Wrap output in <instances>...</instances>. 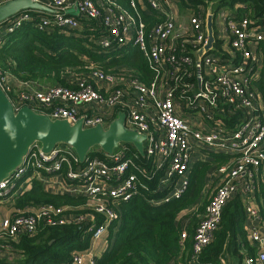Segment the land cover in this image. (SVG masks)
I'll return each instance as SVG.
<instances>
[{
	"label": "built area",
	"instance_id": "1",
	"mask_svg": "<svg viewBox=\"0 0 264 264\" xmlns=\"http://www.w3.org/2000/svg\"><path fill=\"white\" fill-rule=\"evenodd\" d=\"M11 0H0V5ZM51 11L22 10L0 25L10 32L39 15L34 25L40 29L78 30L79 37L90 29L89 21L99 23L97 44L105 52L122 47H136L147 59L155 77L142 84L136 73L126 68L120 73L103 71L94 63L82 70L67 69L66 85L42 84L36 80H11L0 67V88L15 111L27 105L52 119H66L71 124L83 120V127L101 124L107 128L118 112L125 114V126L144 135L143 153L148 164L135 163L122 143L104 157L86 155L80 161L68 146L56 145L43 152L33 142L18 168L0 181V204L10 208L0 217V261L18 256L12 247L23 235L36 234L42 227L85 225L90 245L75 251L69 264H95L94 244L119 221L120 203L136 196L146 197V180L157 176V191H165L153 204L177 198L187 184L186 174L195 151L234 153L211 181L209 200L193 234L192 257L201 253L218 229L222 211L229 200L239 195L243 201L249 241L257 246L255 257L245 264H264V237L260 233L261 216L254 190L264 182V111L253 80L264 70V54L257 45L264 38V26H254L248 17L236 18L232 11L201 7L189 11L187 27L175 34L177 0H31ZM228 10V9H227ZM219 20L228 35L226 56H215L206 22ZM179 39V42H178ZM190 44L185 51L184 45ZM191 53L194 55L191 56ZM196 57V59H195ZM223 57V58H222ZM85 59V58H84ZM182 67L194 69L197 84L186 85L190 93L182 105L175 92ZM172 81V83H170ZM89 105H92L90 107ZM239 114L232 129L222 128L215 116L225 119ZM148 170H152L151 173ZM213 179V178H211ZM37 180L49 193L84 198L77 206L39 203L14 207L19 194ZM187 234L182 229V243ZM222 262V259H221Z\"/></svg>",
	"mask_w": 264,
	"mask_h": 264
},
{
	"label": "trees",
	"instance_id": "2",
	"mask_svg": "<svg viewBox=\"0 0 264 264\" xmlns=\"http://www.w3.org/2000/svg\"><path fill=\"white\" fill-rule=\"evenodd\" d=\"M177 1L182 8L194 12L208 4L215 6L214 9L233 10L236 18L248 17L252 25L264 26V0ZM33 17V21L5 32L0 41V67L16 80L66 85L62 76L65 70H82L85 64L91 62L110 73L131 69L144 85L153 81L155 71L136 47L127 45L119 51L108 53L97 44L98 22H87L90 29H86L82 33L86 37L81 38L78 30L37 28L34 23L39 15L33 13ZM257 48L264 54V38L259 41ZM184 50L189 51L190 44L184 45ZM182 73L183 79H179L175 87L181 104L191 95L183 92L186 85L197 84L193 68L182 67ZM220 119L222 121L217 122L222 128L232 129L240 116L235 113L230 119H225V116ZM124 144L128 147L129 158L138 164H148L149 159L145 155H140L130 143ZM93 150L87 155L104 157L105 152L101 149ZM207 155V160L199 161L191 168L181 195L167 202H149L166 194V190H156V175L151 180L139 178L149 188L146 197L136 196L120 203L119 221L110 225L109 245L96 258L95 264H168L171 260H177L175 264H222L221 259L227 251L234 258V264H243L246 258L255 257L257 246L248 239L243 201L239 195H235L223 208L219 227L211 241L196 259L192 257L194 230L211 190L207 180L213 178L217 169L235 156L234 153L215 152ZM151 171L148 170L149 173ZM210 172L212 174L209 176ZM254 194L258 201L264 200V182L260 179ZM83 202L84 198L81 197L49 193L39 181L33 180L29 188L18 195L13 205L16 208L39 203L77 206ZM257 209L264 221V207ZM184 219H188L185 227L187 236L180 243ZM90 236L85 225L42 227L36 234L23 235L18 242L12 243V247L19 251L18 256L6 263L0 261V264H69L75 251L89 247Z\"/></svg>",
	"mask_w": 264,
	"mask_h": 264
},
{
	"label": "water",
	"instance_id": "3",
	"mask_svg": "<svg viewBox=\"0 0 264 264\" xmlns=\"http://www.w3.org/2000/svg\"><path fill=\"white\" fill-rule=\"evenodd\" d=\"M30 9L51 11L31 0H11L0 5V24L20 11ZM207 27L210 46L213 40L210 19ZM143 140L144 135L125 126L123 112L117 113L107 128L101 124L83 127L82 119L71 124L66 119H52L27 105L15 111L0 88V181L18 168L33 142L45 153L56 145H66L83 161L93 148L98 147L103 152L112 154L120 143L132 144L143 156Z\"/></svg>",
	"mask_w": 264,
	"mask_h": 264
},
{
	"label": "crops",
	"instance_id": "4",
	"mask_svg": "<svg viewBox=\"0 0 264 264\" xmlns=\"http://www.w3.org/2000/svg\"><path fill=\"white\" fill-rule=\"evenodd\" d=\"M223 10L226 11V13L229 12V10H227L226 8H224ZM230 11L233 12V10H230ZM188 13H189L188 10L182 8L178 4L177 9H176V15H177V21L176 22H177V25H176V28H175V34L177 33L178 35H180L182 32H184L186 30L187 24L185 26L184 25V21H183V24H182V19L186 18V21L188 22ZM207 23H208V21L206 22V30L208 32ZM222 31L223 30H222V27H221V25L219 23V20L218 19L215 20L213 22V25H211L212 35L215 36V38H216V41H214V43L212 44V49H214L217 52L216 53H212V55L215 54V56H223V55L226 56V53L228 52V46H227L228 35L225 34ZM178 42H179V39H178ZM191 56L194 57V55L192 53H191ZM195 59H196V57H195ZM11 78H13V80L15 79L14 77H11ZM253 83L258 88L259 100L263 104V111H264V70L263 69L259 72L258 76L255 77V79L253 80ZM182 109H183L182 110V114L184 116H188L189 113H187L185 111L186 106L184 104L182 105ZM215 119H216L215 121H220V120L222 121V119H220L219 116H215ZM120 144H122V143H120ZM207 153H211V152H209V151H203V152L195 151V152L192 153V156H191V159H190V168H189V171L186 174L187 179H188L189 172H190L191 168L194 166L195 163H197L199 161L207 160V157H208ZM211 174L212 173L210 172L209 176ZM217 178H218L217 174L215 173L213 179H210V180L216 182ZM210 180H207V186H209L211 184ZM209 181H210V184H209ZM256 204H257V208L258 207H264V200L260 199L258 201V199H257V203ZM115 222H117V221H113L112 223H115ZM110 225H109V228H108V232L105 235V245H102L101 243H98V242L94 244V255H95L96 258L99 257L107 249V247L109 245L108 236H109ZM181 225H182L181 226L182 229H185V227L187 225V222H182ZM245 225L247 226V223H245ZM259 228H260L261 235L264 237V221L263 220H261V222L259 223ZM114 230H115V228H113V231ZM111 239L113 240L112 237H111ZM175 263H177V260L176 261L175 260H171L168 264H175ZM222 264H234V258L231 256L230 251H227L223 255ZM243 264H245V260L243 261Z\"/></svg>",
	"mask_w": 264,
	"mask_h": 264
},
{
	"label": "rangeland",
	"instance_id": "5",
	"mask_svg": "<svg viewBox=\"0 0 264 264\" xmlns=\"http://www.w3.org/2000/svg\"><path fill=\"white\" fill-rule=\"evenodd\" d=\"M210 8L213 10L215 8V6H210ZM183 18V17H182ZM181 18V19H182ZM183 21H184V25L186 26L187 24V21H186V18H183L182 19V24H183ZM2 31V29L0 28V32ZM2 37L0 38V41H2ZM12 76L9 75V79L13 80V78H11ZM90 107H92V105H89ZM59 146H62V144H59ZM63 146H66V145H63ZM94 150L93 151H97L99 150L100 148H93ZM210 180V179H209ZM209 184H210V181H209ZM209 186H214L212 183L209 185ZM9 211H10V208L6 205H3V204H0V217H6L9 215ZM188 219H184L183 222H187ZM98 243H101L102 245H105V237H103Z\"/></svg>",
	"mask_w": 264,
	"mask_h": 264
}]
</instances>
